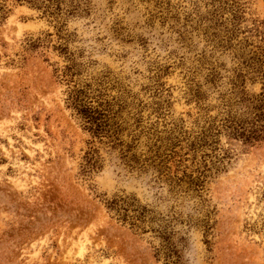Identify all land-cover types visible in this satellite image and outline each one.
I'll return each mask as SVG.
<instances>
[{
  "label": "rangeland",
  "instance_id": "obj_1",
  "mask_svg": "<svg viewBox=\"0 0 264 264\" xmlns=\"http://www.w3.org/2000/svg\"><path fill=\"white\" fill-rule=\"evenodd\" d=\"M0 2V264H165L162 232L181 264H264V142L222 135L231 157L205 178L214 157L199 141L205 105L215 116L234 100L237 72L262 90L244 60L264 47V0H76L60 22ZM85 84L119 110L123 145L68 107ZM91 149L99 167L83 172ZM114 197H135L144 219H119Z\"/></svg>",
  "mask_w": 264,
  "mask_h": 264
},
{
  "label": "trees",
  "instance_id": "obj_2",
  "mask_svg": "<svg viewBox=\"0 0 264 264\" xmlns=\"http://www.w3.org/2000/svg\"><path fill=\"white\" fill-rule=\"evenodd\" d=\"M13 1L41 9L45 14L54 17L59 22L63 14H73L79 6L76 0ZM7 14L6 4L0 2V22L7 17ZM32 46L37 47V45ZM244 63H246L250 72L255 74L252 79L260 77L263 80L262 90L258 94L248 93L243 86L246 75L240 70L236 74L237 82H234L238 87V90L234 92V100H224L222 103L223 109L215 116L210 114L211 108L209 104L205 105V137L201 136L199 141L205 142V156L214 157L211 164L205 162V178L208 176L207 172L213 168L216 171H223L226 160L231 157L232 153L230 149L221 146L222 135H226L229 139L242 141L247 145L264 142V47L257 45V50L249 52V57L244 60ZM66 68L70 70L71 66H67ZM74 74L76 73L72 72V75ZM89 89H91L90 84L75 86L67 98L68 107L75 111L83 128L90 132L93 137L99 139L109 137L112 142L118 140L113 146L115 148L123 145L118 136L125 128L116 120L119 110L113 111L112 107L114 104L109 101H99L98 105H94V101L89 95ZM206 99L207 97H205ZM197 143L200 142L192 141L190 145L193 149H196ZM173 145L174 147L177 146L178 142L173 143ZM132 148L133 145L129 144L127 151H131ZM96 152V149L87 151L83 172H89L91 169L99 167L100 162ZM130 160H138V157L133 154ZM164 166L169 168L168 165ZM159 170L162 171L161 169ZM169 181L175 184H181L185 179L176 175L174 177L170 176ZM188 182L191 186L199 187L203 181L200 177L190 176ZM136 202L137 199L135 197L130 201L127 198L114 197L106 201V206L119 219L123 221L130 219L132 224H136V219H144L145 212L147 211L145 206L137 205ZM130 210L135 211L137 214L131 215ZM161 236L166 242L164 244V253L167 259L165 264H181V255L177 245L172 241V235L162 232Z\"/></svg>",
  "mask_w": 264,
  "mask_h": 264
}]
</instances>
